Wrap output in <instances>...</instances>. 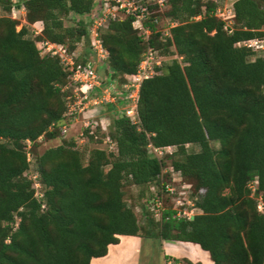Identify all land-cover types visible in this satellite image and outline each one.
I'll use <instances>...</instances> for the list:
<instances>
[{"label":"trees","instance_id":"trees-1","mask_svg":"<svg viewBox=\"0 0 264 264\" xmlns=\"http://www.w3.org/2000/svg\"><path fill=\"white\" fill-rule=\"evenodd\" d=\"M18 4L26 19L19 29L11 15ZM218 4L151 5L148 38L134 29L131 16L99 29L108 56L98 66L106 71L104 82L115 85L117 103H107V133L99 124L92 132L84 127L85 153L74 138L36 150L40 138L63 137V87L70 82L60 58L42 55L37 42L49 39L69 51L82 42L76 62L84 64L92 50L83 18L96 11L95 0H0V264H93L119 236L154 232L199 244L212 264H264V209L257 207L259 197L264 206V55L236 44L264 37V0H234L231 33L215 15ZM154 15L161 24L175 22L168 34L156 30ZM71 16L75 24L66 25ZM36 21L42 33L30 36ZM148 46L173 57L142 81L138 121L132 122L116 104L126 103L125 75L137 71ZM106 136L114 149L99 146ZM27 140L41 199L28 172ZM149 145L176 149L158 157ZM167 159L192 189L199 212L189 218L177 216L175 193L166 190L172 184ZM129 184L156 188L150 198L141 196L145 204L162 200L156 220L146 211V222L139 223L125 197Z\"/></svg>","mask_w":264,"mask_h":264},{"label":"built area","instance_id":"built-area-1","mask_svg":"<svg viewBox=\"0 0 264 264\" xmlns=\"http://www.w3.org/2000/svg\"><path fill=\"white\" fill-rule=\"evenodd\" d=\"M18 1V0H16ZM219 4L215 10V15L224 21V29L231 33L233 30V1L227 0H216ZM97 9L90 17L91 25H89V32L91 36V50L92 57L88 59L84 64L77 63L76 58L78 57L75 51H69L67 46L51 41L49 39H42L37 42V46L40 53L51 54L58 56L61 63L69 71L68 78L70 80L69 84L63 87V90L67 91V107L68 111L66 115L74 116L77 110L82 111L84 108H88L93 105H100L103 103H115L116 102V91L115 85L112 83H105L101 75L93 66L92 58L96 57V61L102 62L108 56V51L104 48L102 41L99 37V29L106 26V23L110 19L124 18L126 16L132 17V25L134 29H137L141 34L148 38L152 33V28L146 24V20L152 16L151 5L158 6V10H162L166 7V0H95ZM24 8L21 4L12 8L11 15L20 20V27L26 23L24 17ZM200 15L195 18H199ZM41 23V27L36 24ZM152 23L156 27V30H161L164 34L169 33V28L175 24L173 21L167 20V26L163 27L161 20L154 15L152 18ZM17 25V29L18 28ZM33 33L35 35L41 34L43 29V23L41 21H36L33 24ZM238 46H247L253 49L257 56L264 55V37L263 38H251L243 41H238L236 43ZM162 54L158 49L148 46L143 53L139 67L135 73L126 74V81L122 84V98L125 99L126 103L123 107L125 114L130 118L132 122H137V101L139 97V90L141 83L144 79L152 76L155 73V67L162 65ZM93 121V122H91ZM86 121V128H90V132L99 124L94 120ZM111 143L112 147H115L114 142H112L109 136L104 138V141ZM31 141L27 140V160L30 161V168L28 170L29 176L33 181V187L35 188V196L38 199L43 197V189L40 181L38 180V174L31 169L33 165V158L30 152ZM174 146L165 147H153L149 145V150L156 156H161V154L166 150H169ZM190 186V184H188ZM166 190L174 193V188L171 184L166 185ZM183 192V191H182ZM180 192V194L182 193ZM185 197L175 198L176 207H173L177 211V216L191 217L193 216L197 208L194 206V201H188L191 204L189 209L183 208ZM153 202V201H152ZM152 207L155 210V215L159 216L160 209L163 207V202L161 199H155L152 203ZM44 204L42 207L44 208ZM257 207L260 211H263L264 206L261 198H258Z\"/></svg>","mask_w":264,"mask_h":264},{"label":"rangeland","instance_id":"rangeland-1","mask_svg":"<svg viewBox=\"0 0 264 264\" xmlns=\"http://www.w3.org/2000/svg\"><path fill=\"white\" fill-rule=\"evenodd\" d=\"M227 1H231V0H227ZM2 13L3 12L0 11V14H2ZM76 18L77 17H72V16L67 17L65 19V24L66 25H74L76 22ZM83 20L89 21V23L91 21L90 17H84ZM36 25L41 27L42 24L37 23ZM89 25H91V23ZM162 26L163 27L167 26V20L164 19L162 21ZM19 27H20V25H18V28ZM30 30H31L30 31L31 33H29V34H30V36H33L34 33H33V26L32 25L30 26ZM84 48L85 47H84V44L82 42L77 44V48L75 49V53L78 57L82 56ZM260 54L262 55V53H260ZM256 56H257V54H256ZM162 57H163L162 58V63H163V62L167 61L168 59H171L173 57V55L162 53ZM88 58L91 59V55H89ZM92 61H93V66L100 73L101 77L103 79L106 78L107 77L106 71L103 67L98 66L99 61L98 62L96 61V57L92 58ZM115 103H117V102H115ZM116 105H117L116 109L119 111V110L123 109L125 104H123V105L116 104ZM111 115H112L111 111L109 109H107V103L89 106L88 108H84L82 111L77 110V113H75L74 116L67 115L66 116L67 118L62 122V126H63L62 128L64 129L63 137L61 136V137L51 139V140H44L43 138H40L38 141V145L36 146V150L38 152H42L46 148L60 144L61 140L63 138H67V139L74 138L76 140V142L78 143V145H80V148L84 149L82 151L86 153L87 149L85 151L86 147H83L84 146V138H82V136H81L83 134V129L86 125V121L87 120L97 121L99 123V125H101V132L107 133L109 131V128H110ZM91 122H93V121H91ZM215 145H218V144H215ZM93 146H94V144L91 143V144H88L87 148L89 149V147H93ZM99 146L102 148H105L107 150L114 149V147H112L113 145L111 146V143L107 142V139L105 141L103 140V142L100 143ZM187 148L190 151L191 150H197L198 146L196 144H187ZM175 149H176L175 147H171L169 150H167V151L165 150L164 152L170 153V152H173ZM166 163L168 165L166 170L171 172V176H172V184L171 185L173 186L174 193H175L174 195H172L173 196L172 197L173 207H176L175 198H178L180 196V197H185L183 199L184 204L182 207L189 209L191 207V204H188V201H190L189 203H191V201H194L193 200L194 195L191 192L192 189L187 183H185L181 180L180 172L175 170L171 166V160L167 159ZM33 168H34V163L31 166V169H33ZM166 170L164 172H166ZM155 189L156 188L154 186H152L147 191H146V189L144 191H142L141 188H139L135 185L129 184V185L125 186V191H126L125 197L130 203H132V205H134V211H135L136 216L138 218V221L141 225L146 222V217H147L146 211H149L154 216L155 220L158 218V216L155 215L154 208L152 207L153 206L152 203H154V200H150V202H147V204L142 203V200H141V196H143V197L146 196L147 198H150L152 196V194L155 193ZM180 192H182V193L180 194Z\"/></svg>","mask_w":264,"mask_h":264},{"label":"crops","instance_id":"crops-1","mask_svg":"<svg viewBox=\"0 0 264 264\" xmlns=\"http://www.w3.org/2000/svg\"><path fill=\"white\" fill-rule=\"evenodd\" d=\"M91 261L93 264H212L208 252L199 244L163 240L155 232L153 235H121L117 243L109 245L104 256Z\"/></svg>","mask_w":264,"mask_h":264}]
</instances>
